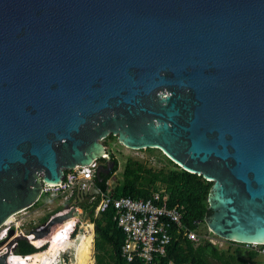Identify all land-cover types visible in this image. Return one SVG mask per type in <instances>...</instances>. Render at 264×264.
<instances>
[{
    "label": "water",
    "instance_id": "95a60500",
    "mask_svg": "<svg viewBox=\"0 0 264 264\" xmlns=\"http://www.w3.org/2000/svg\"><path fill=\"white\" fill-rule=\"evenodd\" d=\"M109 135L213 182V234L264 242V0H0V224Z\"/></svg>",
    "mask_w": 264,
    "mask_h": 264
},
{
    "label": "built area",
    "instance_id": "2783aa9c",
    "mask_svg": "<svg viewBox=\"0 0 264 264\" xmlns=\"http://www.w3.org/2000/svg\"><path fill=\"white\" fill-rule=\"evenodd\" d=\"M104 152L106 155L101 156V158L109 160L110 153L106 151L105 146ZM99 163V157H95L87 164L65 168L62 170L60 181L56 183L46 182L42 178V173L38 174L41 179L38 200L32 205L12 213L0 224V256L5 255L7 264H27L30 262L31 255L42 254L47 251L49 245L44 246L50 239L58 241V247L63 246L57 251L53 260L49 257L50 261H53L52 264H70L71 258L67 252L69 246H66V243L76 236L80 228L84 229V226L80 225L81 223L76 224L77 221L80 222V219L75 216L71 217L73 218V225H70L69 220L71 218H68L53 225L42 238L35 239L32 231L45 230L46 222L53 216V214L50 215L44 222L37 219L34 213L39 211V206L35 207V204L43 196L50 200L59 195L63 196L62 201H60L63 204L75 199L79 193L88 192L91 186L98 189V194H84L80 202L88 200L87 202L92 204L96 196L99 195L100 198L94 208V216L108 208L113 210L112 219L125 236L121 255L128 264H163L162 260L167 257L168 246L174 239L173 234L179 233V231L184 232L186 238L195 246H199L205 241L215 245L212 239L203 240L204 237L199 235L197 231L184 226L182 211L178 207H171L168 204V197L161 196V192H153L146 199H134L125 195L113 197L110 192H100L94 181ZM71 207L72 202L67 208L54 214H62ZM75 208L77 210V207ZM30 209H33V213L30 212ZM21 237L32 244L37 251L34 253L17 252L18 240ZM258 253L260 256L264 255V244ZM74 257H76V252ZM254 261L261 264L258 260L254 259ZM255 263L252 261V264ZM168 264L175 263L169 261Z\"/></svg>",
    "mask_w": 264,
    "mask_h": 264
},
{
    "label": "trees",
    "instance_id": "16d2710c",
    "mask_svg": "<svg viewBox=\"0 0 264 264\" xmlns=\"http://www.w3.org/2000/svg\"><path fill=\"white\" fill-rule=\"evenodd\" d=\"M163 159L167 167L158 170L149 168L137 160L128 159L122 172V180L110 189L107 180L118 166L117 159L110 154V162L113 165L109 171L99 172V176L94 179L95 184L100 192H110L113 197L125 195L134 199H146L153 192H161V196L168 197V204L171 207H178L182 211L184 226L197 231L200 223L204 222V219L211 213L208 199L214 183L205 180L201 175L198 176L179 168L165 156ZM99 160L104 166L105 158H99ZM99 198L100 196L97 195L91 205L87 200L79 203L80 207L89 213L91 222L94 224L96 264H128L121 255L125 236L112 219L113 210L108 208L94 216V208ZM48 217L45 216L42 221H46ZM173 236L174 239L168 246L167 257L162 260L163 264H168L169 261L175 264H252L259 254L257 250H254L250 252L248 259L237 258L236 255L229 254L208 241L195 246L182 231L175 232ZM92 240V234L86 232L82 242L85 247L83 250L84 264L90 259ZM70 242L66 244L70 245ZM16 251L34 253L37 249L26 240L19 239ZM54 253L57 254L56 247ZM39 257L40 254L32 257L27 264H37ZM76 264L81 263L76 261ZM89 264L95 263L92 260Z\"/></svg>",
    "mask_w": 264,
    "mask_h": 264
},
{
    "label": "rangeland",
    "instance_id": "374dc122",
    "mask_svg": "<svg viewBox=\"0 0 264 264\" xmlns=\"http://www.w3.org/2000/svg\"><path fill=\"white\" fill-rule=\"evenodd\" d=\"M103 145L106 148V151L109 152L110 154H112L116 159H117V169L113 172V174L111 175V177L107 180V184L109 186L110 189H112V187L117 184L118 182H120L122 180V172L124 169V166L127 162L128 159H132V160H137L139 163H142L144 165H146L149 168L158 170L161 168H165L166 166V161L165 159H163L164 153L160 150L157 149H153L151 151H148L145 148H133V147H125L122 146L119 142H118V138L115 135H109L107 138H105L104 140H102ZM107 162H110L109 160H106ZM172 167V166H169ZM63 196L59 195L57 198H52L49 200L48 197L43 196L42 199L38 202L37 206H39V211L34 213V215L37 217V219H41L42 216H46L48 217L50 214L58 211L59 209H62L66 206H68V202H64L63 204L60 203V201H62ZM88 201V200H87ZM46 205V207L44 206ZM91 205V204H90ZM33 209H30V212H32ZM74 216L79 217L82 226L85 225H91V232H93V237L94 239L92 240V248H91V259L94 261V263L96 264V249H95V232H94V224L90 222V217H89V213H86L84 210L78 214V211L76 210V212L74 213ZM43 217V218H44ZM42 218V219H43ZM90 222V223H88ZM85 225H84V224ZM89 231V230H87ZM86 230L85 228H80L79 231L77 232L76 236L74 238H72L70 241V245L69 248L67 250L69 257L71 258V263L70 264H76V261H83V254L81 257V246H78L77 252H76V244L80 238V236L82 234L85 235ZM197 233L199 235H201L203 238V240H208V239H212L215 243V245L221 249L224 250L226 252H228L229 254H233L236 255L237 258H244V259H248L249 258V254L251 251L254 250H258L262 248L261 245L258 246H254L252 244H241V243H237V242H232V241H228L225 238L218 236V235H213V233L211 232L209 225L207 223V221H204L202 223H200L199 228L197 230ZM76 252V257H74ZM53 260V256L51 257V254L48 255V258L42 260L40 262V264H52L53 261H50V259ZM256 261H260L261 264H264V255L260 256L258 254L257 257L254 258ZM91 261H87L86 264H89ZM253 263H255V261L253 260ZM219 264V263H217ZM258 264V263H255Z\"/></svg>",
    "mask_w": 264,
    "mask_h": 264
},
{
    "label": "bare ground",
    "instance_id": "6f19581e",
    "mask_svg": "<svg viewBox=\"0 0 264 264\" xmlns=\"http://www.w3.org/2000/svg\"><path fill=\"white\" fill-rule=\"evenodd\" d=\"M72 221H73V218H71V219L69 220V224H70V225H73ZM84 225H85V224H84ZM84 228H85V230H89V231H91V225H85ZM83 237H84V234L81 235V237L79 238V240H78V242H77V244H76V246H75V248H76V252H77L78 246H80V243H81ZM262 243H264V242H261V243H260V242H253V244H256V245H260V244H262ZM48 245H49V247H48V249H47V251H46L45 253H42V254L39 253V254H40V257H39V260H38L37 264H40V262H41L42 260L48 258V255H49V254H51V257L53 256V258H55L56 255H55V253H54V248L56 247V249H57V251H58L60 248L63 247L62 245H61L60 247H58V241H56V240H54V239H50V240H48L47 246H48ZM66 246H68V245L66 244ZM36 255H38V254H33V255H31V256H30V261H31L32 257H35ZM88 261H89V260H88ZM90 261H92V259H90ZM79 262H80L81 264H84V263H85V261H82V260H80ZM28 263H29V262H28Z\"/></svg>",
    "mask_w": 264,
    "mask_h": 264
},
{
    "label": "clouds",
    "instance_id": "9594fccd",
    "mask_svg": "<svg viewBox=\"0 0 264 264\" xmlns=\"http://www.w3.org/2000/svg\"><path fill=\"white\" fill-rule=\"evenodd\" d=\"M157 150H158V149H157ZM164 156H165V155H164ZM165 157H166V156H165ZM100 158H101V157H100ZM166 158H167V157H166ZM109 159H110V158H109ZM167 159H168V158H167ZM105 161H106V159H105ZM174 165H175V164H174ZM94 179H95V177H94ZM69 201H70V200H69ZM71 201H72V200H71ZM71 201H70V202H71ZM38 202H39V201H38ZM38 202L35 204V207H38V206H37ZM67 202H68V201H67ZM70 202H68V203L70 204ZM82 202H83V201H82ZM79 203H80V201H77L76 204H74V208H75V207H79V208H81L80 205H79ZM64 208H67V206L64 207ZM64 208H62V209H64ZM62 209H59V210H62ZM81 209H82V208H81ZM59 210H58V211H59ZM82 210H83V209H82ZM56 212H57V211H56ZM56 212H54V213H56ZM75 212H76V208H75V210H74V213H75ZM54 213H52V214L54 215ZM74 213H73V215H72L71 217H74ZM52 214H51V215H52ZM43 217H44V216H43ZM43 217H42V218H43ZM71 217H69V218H71ZM75 217H76V216H75ZM42 218H41V220H42ZM48 218H49V217H48ZM78 218H79V217H78ZM67 219H68V218H67ZM79 219H80V218H79ZM65 220H66V219H65ZM89 220H90V222H91V219H89ZM63 221H64V220H63ZM42 222H44V221H42ZM90 222H88V223H90ZM77 223H81V221H80V222L77 221L76 224H77ZM91 223H92V222H91ZM56 224H57V223H56ZM83 224H84V223H83ZM54 225H55V224H54ZM74 225H75V224H74ZM91 225H92V224H91ZM72 231H73V230H72ZM80 237H81V236H80ZM47 243H48V242H47ZM47 243H46V245H45L44 247L47 246ZM262 245H263V244H262ZM262 245H261V246H262ZM68 246H69V245H68ZM68 248H69V247H68Z\"/></svg>",
    "mask_w": 264,
    "mask_h": 264
},
{
    "label": "crops",
    "instance_id": "0c3cea01",
    "mask_svg": "<svg viewBox=\"0 0 264 264\" xmlns=\"http://www.w3.org/2000/svg\"><path fill=\"white\" fill-rule=\"evenodd\" d=\"M72 200V199H71ZM69 204V203H68ZM45 207H46V205H44ZM77 211H78V214L79 213H81L83 210L81 209V208H79V207H77ZM91 228H92V226H91ZM92 231V230H91ZM91 231H87L86 230V232H90L91 234H92V238L94 239V237H93V232H91ZM85 236V235H84ZM83 240H84V237H83V239H82V241H81V243H80V246H81V257H82V254H83V257H84V253H83V250L85 249V247H84V245L82 244V242H83ZM92 252V251H91ZM90 259H91V254H90ZM89 259V260H90Z\"/></svg>",
    "mask_w": 264,
    "mask_h": 264
},
{
    "label": "flooded vegetation",
    "instance_id": "af4514ba",
    "mask_svg": "<svg viewBox=\"0 0 264 264\" xmlns=\"http://www.w3.org/2000/svg\"><path fill=\"white\" fill-rule=\"evenodd\" d=\"M99 167H102V163H99V166H98V168H99Z\"/></svg>",
    "mask_w": 264,
    "mask_h": 264
}]
</instances>
